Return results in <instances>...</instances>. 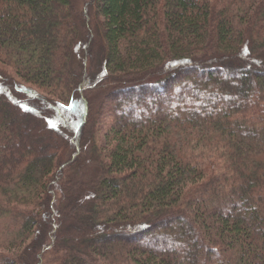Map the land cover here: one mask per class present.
<instances>
[{
	"label": "trees",
	"instance_id": "obj_1",
	"mask_svg": "<svg viewBox=\"0 0 264 264\" xmlns=\"http://www.w3.org/2000/svg\"><path fill=\"white\" fill-rule=\"evenodd\" d=\"M79 1L0 0V264H264V0Z\"/></svg>",
	"mask_w": 264,
	"mask_h": 264
},
{
	"label": "rangeland",
	"instance_id": "obj_2",
	"mask_svg": "<svg viewBox=\"0 0 264 264\" xmlns=\"http://www.w3.org/2000/svg\"><path fill=\"white\" fill-rule=\"evenodd\" d=\"M82 4H83V1H79V6L82 7ZM0 69H4L5 71H7L8 73L12 74L13 76H15L14 72L11 70L10 67H7L5 66L4 64H2L0 62ZM5 109L6 110H10V107L9 105H5ZM22 111V110H21ZM33 112V111H32ZM72 117V115H71ZM72 119H74V117H72ZM26 128L29 130V132H32V133H41L42 134V129H43V124L41 121L39 122H35V121H29L28 124L26 125ZM106 134V128L103 132V136ZM35 136V134H33ZM100 138V137H99ZM90 166L87 164L86 165V169L88 170ZM89 171V170H88ZM80 216V211L79 210H76L74 212L71 213V215L69 216V219L71 220H77L78 217ZM59 229V227H57V230Z\"/></svg>",
	"mask_w": 264,
	"mask_h": 264
},
{
	"label": "snow or ice",
	"instance_id": "obj_3",
	"mask_svg": "<svg viewBox=\"0 0 264 264\" xmlns=\"http://www.w3.org/2000/svg\"><path fill=\"white\" fill-rule=\"evenodd\" d=\"M54 126V125H53Z\"/></svg>",
	"mask_w": 264,
	"mask_h": 264
}]
</instances>
